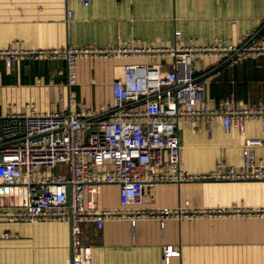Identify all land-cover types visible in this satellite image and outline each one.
<instances>
[{
  "label": "crops",
  "instance_id": "1",
  "mask_svg": "<svg viewBox=\"0 0 264 264\" xmlns=\"http://www.w3.org/2000/svg\"><path fill=\"white\" fill-rule=\"evenodd\" d=\"M70 14L65 18V10ZM179 36H173V29ZM260 28L264 39V0H0V49L60 45L113 46L119 41L148 46L173 40L204 43L212 37L235 41L245 30ZM73 61L74 83L67 85L65 60L14 56L8 65L0 59V113L25 110L80 109L97 113L111 97V81L121 76L125 62L171 67V55L137 51L126 54L81 53ZM217 54H191L192 72L202 82V99L211 104L231 95L236 106L264 100V56L250 54L237 61H221ZM72 97V99H68ZM91 109V110H89ZM178 163L202 172L216 160L238 163L242 138H260L251 144L264 160V129L255 116L243 119V133L223 128L218 114L199 119L181 116L176 122ZM163 158H166L164 150ZM143 170L142 197L133 209L175 206L187 200L205 209L191 218L124 213L81 222V240L91 247L87 264H161V246H179L169 264H264V178L148 180ZM97 208L119 206L118 184L94 185ZM8 198L0 196V209ZM130 216L134 217L133 225ZM71 258L68 222L0 216V264H68Z\"/></svg>",
  "mask_w": 264,
  "mask_h": 264
},
{
  "label": "built area",
  "instance_id": "2",
  "mask_svg": "<svg viewBox=\"0 0 264 264\" xmlns=\"http://www.w3.org/2000/svg\"><path fill=\"white\" fill-rule=\"evenodd\" d=\"M69 14L66 9L65 18ZM259 31L260 28L245 30L235 41L224 42L212 37L207 42L191 44L173 40L137 46L119 41L108 47L9 45L0 49L5 65L16 55L31 59L63 58L67 85L75 79L69 64L81 53L148 51L172 57L171 67L164 71L154 63H123L121 76L111 81L110 100L97 113L67 107L38 110L32 102L27 103L25 110L0 113V196L8 198L0 216L8 221H67L71 251L68 264H87L91 247L81 240V222L92 220L99 227L105 217L133 213L154 217L161 227L166 216L194 220L205 211L189 205L187 200L175 206L133 209L132 205L142 197L143 170L148 180L264 178V160L250 149L260 138L243 136L238 163L218 159L205 171L191 172L178 163L176 133V122L181 116L207 119L215 114L220 115L225 129L234 126L243 133V119L247 116H255L264 129V100L253 106H236L231 95L212 104L204 101L202 82L189 64L190 55L195 53L217 54L220 62L237 61L250 54L264 56V39L259 37ZM173 36H179V29H173ZM164 150L166 158L162 155ZM60 165L62 169L54 173L42 170L54 166L58 169ZM100 182L118 184V207L94 206L91 194ZM133 222L134 217L130 216V224ZM178 256L179 246H161V264H169L171 258Z\"/></svg>",
  "mask_w": 264,
  "mask_h": 264
},
{
  "label": "rangeland",
  "instance_id": "3",
  "mask_svg": "<svg viewBox=\"0 0 264 264\" xmlns=\"http://www.w3.org/2000/svg\"><path fill=\"white\" fill-rule=\"evenodd\" d=\"M79 55L83 56L82 54H78L77 56H75V58L78 57ZM75 58L73 59V61L75 60ZM73 61L69 64V66H70L71 68H73L74 73H75V69H74V63H73ZM65 69H66V64H65ZM74 78H75V77H74ZM74 80H75V79H74ZM81 102H83V100H82L81 98H78L77 101H76V103L78 104V106H79V108H80V111H82V112H84V113H92L91 111L86 110L84 106H81ZM107 102H108V101H103L102 103H103L104 106H105V104H106ZM74 110H75V109H74ZM89 110H91V109H89ZM92 168L94 169V167H92ZM61 169H62V167H61V165H60V166L58 167V169H57V166H54V167L47 168V169H42V170H44L45 172H48V173H54L55 171H58V170H61ZM80 227H81V223H80Z\"/></svg>",
  "mask_w": 264,
  "mask_h": 264
},
{
  "label": "water",
  "instance_id": "4",
  "mask_svg": "<svg viewBox=\"0 0 264 264\" xmlns=\"http://www.w3.org/2000/svg\"><path fill=\"white\" fill-rule=\"evenodd\" d=\"M66 191H67V187H66ZM66 202H67V198H66Z\"/></svg>",
  "mask_w": 264,
  "mask_h": 264
}]
</instances>
